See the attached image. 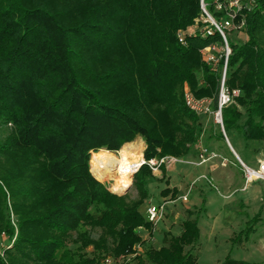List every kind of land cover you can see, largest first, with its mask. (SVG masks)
I'll use <instances>...</instances> for the list:
<instances>
[{"label": "trees", "instance_id": "1", "mask_svg": "<svg viewBox=\"0 0 264 264\" xmlns=\"http://www.w3.org/2000/svg\"><path fill=\"white\" fill-rule=\"evenodd\" d=\"M201 1L223 14L214 0H0V264H102L137 244L135 264H197L204 198L186 209L178 234L146 246L140 229L151 228L139 208L154 174L139 168L131 199L99 181L91 162L99 149L122 156L136 136L146 159L195 157L199 140L213 148L214 137L224 139L183 101L184 86L214 102L219 90L220 65L200 50L223 42L201 34ZM241 20L225 30V85L239 95L222 121L226 135L234 129L264 146V0ZM233 30L244 39L230 40ZM259 219L258 211L231 244L247 240ZM220 264L253 263L227 254Z\"/></svg>", "mask_w": 264, "mask_h": 264}, {"label": "rangeland", "instance_id": "2", "mask_svg": "<svg viewBox=\"0 0 264 264\" xmlns=\"http://www.w3.org/2000/svg\"><path fill=\"white\" fill-rule=\"evenodd\" d=\"M230 32L235 34L228 36L230 40L237 42L244 39L243 31L233 30ZM222 46L218 45L219 48ZM202 120L206 130L208 127H212L217 132L216 127L218 126L214 125L210 117L202 116ZM226 136L234 151L239 154L240 160L246 165L255 167L258 160H264V146L261 143H247L234 129L227 131ZM205 138L206 135L203 139ZM213 139V142L208 144L227 158L228 162L225 166L216 161L194 165L191 163L194 161V156H191L187 158L189 163H171L163 166L158 173L154 174L155 179L148 184L150 191L148 198L140 206V211L149 202L162 200L170 202L167 203L165 215L155 230L149 234L147 230L140 229L142 237L145 239L144 244L158 247L166 232L178 234L181 222L186 217V209L196 210L204 198L205 210L200 213L198 219L200 237L192 248V251L197 255V264H220L227 254L234 259L245 260L253 264H264V180H258L259 183H245L240 161L226 140H218L215 137ZM127 143L140 146L141 153L145 148V142L141 136H136L132 141L124 144ZM255 149L259 150V153L255 154ZM112 152L110 154L114 157H120L118 150ZM178 158L180 157L178 156ZM92 165L93 158L91 169H93ZM96 176L110 191L127 194L131 199L137 197V191L132 183L134 175L131 177V185L125 193L114 190L111 184L112 180L108 177L101 176L99 173ZM170 183L172 187H165ZM185 193L188 196L187 200L182 201L179 196ZM258 211L260 219L255 225L254 232L247 240L232 245L230 238L242 229L245 222ZM4 245L5 236L1 235L0 251ZM107 257L111 260L110 264L136 263V260L133 259L123 260L124 263H119L118 256ZM101 263L105 264L103 260Z\"/></svg>", "mask_w": 264, "mask_h": 264}, {"label": "built area", "instance_id": "3", "mask_svg": "<svg viewBox=\"0 0 264 264\" xmlns=\"http://www.w3.org/2000/svg\"><path fill=\"white\" fill-rule=\"evenodd\" d=\"M254 0H214L213 6L216 11H221L223 14L220 16H215L210 14L206 9L205 4L201 1V18L200 20L205 23V25L201 29V34L203 36L210 35L217 32L223 42L222 48L218 47V45L214 42L205 45L201 48L200 53L202 55L203 60L212 66L220 65L221 74L219 79V90L216 96V102L213 101L211 97H197L195 96L187 86H184L183 89V101L184 104L193 112L201 116L210 117L212 122L218 126L219 130L226 136L224 131L223 121H222V109L232 103L239 95V89L236 88H228L225 85L226 79V65H227V57L230 53V48L227 44L225 30L230 29H239L243 21L236 22V18L239 15V12L245 8H251ZM185 32L179 31L177 32V39L180 43L184 44ZM223 57L222 64L220 63V59ZM142 157L140 161L134 164L131 167L130 176L132 177L139 168L145 164L148 166L150 171L153 174H156L160 171L163 166H167L171 163H189L187 159L178 158L171 155H164L161 157H151L146 159L141 153ZM219 159V163L222 166H225L227 161L226 157L221 156L215 150L205 146L200 140L197 144V154L196 159L191 163L194 165H201L211 159ZM240 164L242 166V171L245 179V183H250L257 180H264V160H258V163L255 167H251L246 165L240 160ZM182 201L187 200V193L180 195ZM170 201H161L157 203L149 202L144 208V215L147 222L150 224L151 231L155 230L156 226L159 222L162 221L165 212L166 205ZM139 251H141V245L137 244L133 247L132 253L119 257V263L123 262V260H128L131 257L135 256ZM103 262L106 264H110L111 260L109 257H106Z\"/></svg>", "mask_w": 264, "mask_h": 264}, {"label": "bare ground", "instance_id": "4", "mask_svg": "<svg viewBox=\"0 0 264 264\" xmlns=\"http://www.w3.org/2000/svg\"><path fill=\"white\" fill-rule=\"evenodd\" d=\"M93 172L112 180V187L117 192H123L131 183V167L141 159L140 149L133 146L122 156L116 158L103 149L92 153Z\"/></svg>", "mask_w": 264, "mask_h": 264}, {"label": "crops", "instance_id": "5", "mask_svg": "<svg viewBox=\"0 0 264 264\" xmlns=\"http://www.w3.org/2000/svg\"><path fill=\"white\" fill-rule=\"evenodd\" d=\"M228 139V138H227ZM229 141V140H228ZM230 143V142H229ZM230 146H231V144H230ZM232 147V146H231ZM211 149H213V150H215L216 152H218L215 148H211ZM232 149H233V147H232ZM234 150V149H233ZM236 154H237V156L239 157V154L236 152V151H234ZM219 153V152H218ZM219 154H221V153H219ZM221 156H223L222 154H221ZM223 157H225V156H223ZM240 158V157H239ZM196 159V156L195 157H193V160H195ZM214 161H216V162H218V164H220L219 163V159H211V160H209V161H207V162H205V163H211V162H214ZM217 164V163H216ZM169 176V175H168ZM170 180V179H169ZM253 182H255V183H259L258 182V180L257 181H253ZM253 182H250V184L251 183H253ZM165 187H172V185H171V183L170 184H168V185H165ZM150 192V191H149ZM188 197V196H187ZM170 200H171V198H170ZM162 201H164V200H162ZM172 201V200H171ZM158 202H161V201H158ZM152 203H157V202H152ZM146 206V205H145Z\"/></svg>", "mask_w": 264, "mask_h": 264}, {"label": "water", "instance_id": "6", "mask_svg": "<svg viewBox=\"0 0 264 264\" xmlns=\"http://www.w3.org/2000/svg\"><path fill=\"white\" fill-rule=\"evenodd\" d=\"M222 135H223V137H224V139L226 140V142L228 143V145L230 146V143H229V141H228V139H227V137H225V135L222 133ZM230 148H231V150H232V152L235 154V156L237 157V159L240 161V158L237 156V154L234 152V150L232 149V147L230 146ZM131 185V184H130ZM129 185V186H130ZM129 186L127 187V189L129 188ZM126 189V190H127ZM126 190L125 191H123L122 193H125L126 192Z\"/></svg>", "mask_w": 264, "mask_h": 264}]
</instances>
